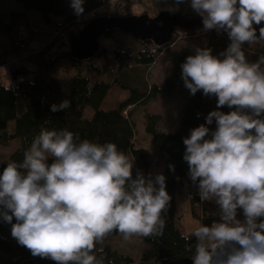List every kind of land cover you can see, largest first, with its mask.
<instances>
[{
	"label": "clouds",
	"instance_id": "1",
	"mask_svg": "<svg viewBox=\"0 0 264 264\" xmlns=\"http://www.w3.org/2000/svg\"><path fill=\"white\" fill-rule=\"evenodd\" d=\"M85 0H71L76 16ZM177 4L184 0H176ZM205 31L226 32L221 53L196 48L181 65L184 86L217 98L216 110L183 138L188 175L201 201L214 200L219 221L197 227L192 264H264V55L247 61L242 45L264 41V0H190ZM67 99L52 112L70 108ZM227 106L228 113L220 111ZM51 160V162H49ZM174 171V166L169 165ZM115 143H93L67 129L41 128L22 162L0 174V218L33 257L56 264H104L94 250L113 231L125 240L163 233L171 196L166 177L137 172ZM242 210L243 221L238 219ZM15 218V223H12ZM102 251V249H101Z\"/></svg>",
	"mask_w": 264,
	"mask_h": 264
},
{
	"label": "trees",
	"instance_id": "2",
	"mask_svg": "<svg viewBox=\"0 0 264 264\" xmlns=\"http://www.w3.org/2000/svg\"><path fill=\"white\" fill-rule=\"evenodd\" d=\"M65 1L0 0V62L18 58L24 67L28 65L35 68L31 71L32 77L22 74L10 84L0 82V147L16 139L19 143L7 160L0 164L22 162L25 150L31 146L41 128L67 129L79 134L82 140L88 139L93 143H115L118 150L133 160V179L137 172L149 177L148 171L154 157L152 153L158 152L162 160L161 174L166 177V191L171 196L167 211L162 214L166 220L163 233L140 236L135 248L131 245L121 249L112 242L121 233L113 231L96 245L94 252L103 258L104 264H170L179 258H193L195 238L186 241L183 237L190 235L196 228L190 234L182 232L181 215L176 210L177 197L186 189L185 198L190 205V214L199 220L200 226H210L214 220L219 221V206L214 200H200L198 188L192 183L188 165L183 159L186 150L183 138L190 136V130L201 124L210 129L205 138H211L217 125L215 120L207 125L205 118L209 112L216 110L217 98L204 96L202 90L194 96L190 94L181 78V65L185 62L187 49L175 48L174 43L178 37L195 36L197 29L203 26L202 18L195 12H184L182 16L187 20L175 28L168 42L158 43L160 39L139 40L128 34L139 45V48L132 51L124 49L123 41L119 40L116 31H106L98 39L97 52L89 58H79L71 54L70 41L88 22L82 19L85 13L96 10L99 17L133 15L130 11L113 12L101 8L100 0H85V11L78 17L74 11L72 14L65 13ZM68 1L71 3V0ZM11 3L19 7L12 9ZM28 12L39 14L48 25H56L54 31L58 32L57 35L43 49L31 45L39 37L40 31L32 30L29 26ZM102 38H113L115 43L112 46L106 45L102 43ZM230 43L226 32L210 30L204 34L203 48H210L214 56L220 57ZM242 50L244 53L250 52L253 58L264 55V41L251 45L244 43ZM162 53L170 55V71L160 83H150V68ZM65 60L69 63L71 74L59 76L55 73L56 66ZM114 85L126 91L128 96L116 108L102 109L107 92ZM159 97L183 99L182 114L173 129L163 131L158 128L160 115L146 112L145 131L150 135L152 143L143 147L136 142V132L128 108L147 106ZM65 99L71 102L70 108L58 112L50 110L52 104L58 105ZM219 110L228 113L234 108L224 106ZM88 111H91V115ZM124 111L128 115H124ZM9 121H13L12 133L7 131ZM169 165L174 166V171ZM238 219H244L239 209ZM0 264L56 262L33 257L28 249L18 245L12 238L10 226L0 233Z\"/></svg>",
	"mask_w": 264,
	"mask_h": 264
},
{
	"label": "rangeland",
	"instance_id": "3",
	"mask_svg": "<svg viewBox=\"0 0 264 264\" xmlns=\"http://www.w3.org/2000/svg\"><path fill=\"white\" fill-rule=\"evenodd\" d=\"M18 5L11 3V8H18ZM64 11L66 14H72L73 10L70 7V2L66 0L63 3ZM127 9L133 16H139L141 14H146L149 17H155L161 11H175L179 13L181 16L186 11H191L190 0H184L183 3L177 4L176 0H141L134 1L129 0L127 2ZM108 11H111L108 9ZM97 11H95L96 13ZM88 14V13H87ZM86 14V15H87ZM97 15V14H96ZM185 15V14H183ZM83 17V16H82ZM97 17V16H96ZM183 17V16H182ZM191 17V16H190ZM200 17V16H199ZM192 18V17H191ZM27 19L29 22V26L32 30H39L40 34L37 40L33 42L31 45L37 49H43V47L51 41V39L57 35L55 24H47L43 21L41 16L34 12L27 13ZM22 27V26H21ZM20 27V28H21ZM23 28V27H22ZM55 30V31H54ZM207 31L204 30L203 26L197 29L196 35L193 37H178L174 43L175 48H186L187 54L186 58L189 55H195L196 48H203V38L204 34ZM119 40L123 41V47L126 50H136L139 48L137 42L132 38V36H128V34L124 32H117ZM130 35V34H129ZM102 43L111 46L115 43V39L113 38H102ZM252 54L245 53L246 59L248 62L253 63L256 62L260 56L252 57ZM219 57V56H218ZM221 59V56L219 57ZM264 67V65H262ZM171 68V58L168 53H162L156 62L151 66L150 73L148 74V80L150 83H160L163 78H165ZM35 68L32 66L24 67L18 58H9L4 62H0V82L4 84H10L14 81L13 76L16 70H20L19 77L23 75H32ZM55 73L59 76H67L71 74V70L69 68L68 61H62L57 64ZM32 77V76H31ZM128 96V93L124 90H121L117 86H112L101 105L102 109L108 110L112 108H116L117 105L123 101ZM184 106L183 99L178 98H168V97H159L153 101H151L147 106H136L134 108H128L131 112L129 117L134 124V129L136 132L135 138L136 142L143 147H148L152 143V139L149 134L145 131V113L148 112L150 114L160 115L161 120L158 123V128L163 131H168L174 128L176 125L177 119L182 114V108ZM127 110V112H128ZM126 111L123 112L124 115H128ZM91 115V111H88ZM7 131L13 132V121H9L7 124ZM18 139L16 141L11 142L9 145L0 147V163L2 161H6L10 152L18 145ZM155 151V150H154ZM152 158V164L149 167L148 173L151 174V177H154L157 174H161L162 172V160L158 152H154ZM186 189L184 192L179 194L176 200V210L181 215L180 218V227L182 232L185 234H190L194 228L200 226L199 220L192 217L190 214V205L188 200L185 198ZM140 239V236H134L130 240H125L123 235L120 234L119 237L114 239L112 242L118 246L119 248H129L131 245L135 248L137 241Z\"/></svg>",
	"mask_w": 264,
	"mask_h": 264
},
{
	"label": "water",
	"instance_id": "4",
	"mask_svg": "<svg viewBox=\"0 0 264 264\" xmlns=\"http://www.w3.org/2000/svg\"><path fill=\"white\" fill-rule=\"evenodd\" d=\"M187 19L175 11H161L155 17L146 14L129 17L100 16L89 20L70 41V52L79 58H89L99 49V37L106 31L124 32L134 36L139 40L153 39L158 43L170 41L175 28H178ZM253 25L259 35V27ZM20 70H16L13 79L19 78ZM7 162L0 164V174H2ZM2 207V206H0ZM13 218L12 223H15ZM11 225L0 218V233L8 229ZM170 264H192V258H179Z\"/></svg>",
	"mask_w": 264,
	"mask_h": 264
},
{
	"label": "built area",
	"instance_id": "5",
	"mask_svg": "<svg viewBox=\"0 0 264 264\" xmlns=\"http://www.w3.org/2000/svg\"><path fill=\"white\" fill-rule=\"evenodd\" d=\"M141 1V0H138ZM126 2L127 0H100V7L101 8H106V9H110L111 11L115 12V11H124L126 13H129V10L126 9ZM96 10H91L87 13H85L82 17L83 20H91L93 18H95L97 15V12L95 13ZM87 14V15H86ZM98 17V16H97Z\"/></svg>",
	"mask_w": 264,
	"mask_h": 264
}]
</instances>
